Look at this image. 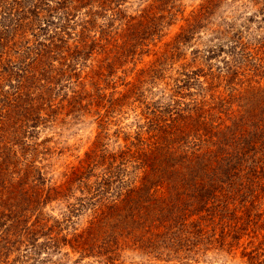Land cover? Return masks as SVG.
<instances>
[{
    "label": "rangeland",
    "instance_id": "1",
    "mask_svg": "<svg viewBox=\"0 0 264 264\" xmlns=\"http://www.w3.org/2000/svg\"><path fill=\"white\" fill-rule=\"evenodd\" d=\"M101 1L53 12L70 14L60 48L34 14L0 30V132H20L0 167V264L32 262L3 238L11 220L39 218L37 243L72 238L113 202L97 241L118 236L107 254L61 243L34 263L264 264V173L249 168H264V0ZM219 156L235 168L225 176ZM177 169L221 189L199 211L182 194L198 224L187 240L144 248L122 215L161 200Z\"/></svg>",
    "mask_w": 264,
    "mask_h": 264
},
{
    "label": "trees",
    "instance_id": "2",
    "mask_svg": "<svg viewBox=\"0 0 264 264\" xmlns=\"http://www.w3.org/2000/svg\"><path fill=\"white\" fill-rule=\"evenodd\" d=\"M88 1L90 0H0V22H4L2 26H0V30L4 29V33L8 27L12 26V23L14 27H20L22 26V24L26 25L27 22H24L23 20L26 19L29 14H34L33 20L30 19L29 23L36 21L37 19L43 22L42 20L44 19L45 25L42 26L44 27V31L49 34L50 39V44H47L46 46L48 48L53 46L54 49L60 48L62 46L61 43L63 42L65 35L70 34V31L68 30L70 25L68 24V21H66L67 19H69L70 14L68 11H63L59 13V15L62 16L57 17L56 20H54L55 17L53 16V12L56 9H66L72 3H74L72 5V8L75 9L77 7H80V5L87 3ZM112 1L113 0H102L101 2L107 4ZM39 6H43L42 12H44L45 10L42 17L39 16V12L35 14ZM58 20L59 22L61 21V23H58ZM38 22L41 23L40 21ZM48 27H51V29L48 30ZM3 38L4 36H0V46L2 45L1 41L3 40ZM57 41L58 44L55 43ZM52 43L55 45H53ZM50 51L52 50H45L43 55H51ZM198 123L201 124V122L199 121ZM34 125L35 124H32V127ZM8 129V131H12L14 135L20 133L17 132L18 128L9 126ZM14 135L0 132V167L8 163V160H6L7 154H4V151L8 149L5 147V145L9 141V139L12 140L13 137L16 138V136ZM158 136L161 138L160 135ZM164 142L166 143L167 140H164ZM240 143L241 146H243L242 142ZM168 146L170 145L168 144L166 147ZM163 148V142L160 140H155L153 142L151 152L160 153ZM198 157V155H194L193 157L187 156L185 160L196 161ZM143 158L144 160H147L145 156ZM158 159L159 158H156V160H154L153 158L148 159L150 168L151 165L157 162ZM230 159L231 157L228 156H219L216 160L218 164L227 166L226 169L223 170V176L226 175L228 170L232 171L235 169L232 167ZM258 161L259 159L251 160L249 168L253 172L252 174H255L257 168L258 171L264 173V168L261 165H257ZM175 172H178L179 175L176 176L173 182L171 180L167 184V187H165V195L161 198V200L155 202L150 201L149 203L141 205L138 208H136V206L132 208V212L122 215L121 221L124 224L130 225L129 232L134 229L137 230L135 233V238H137L136 240L139 241L140 245L144 248L152 246L155 247L158 242H167L168 245H176L175 247H177L181 241L187 240L185 234L190 233L188 231V228H197L198 224L187 222L191 213L187 214V212L185 211L186 204H183L184 200L182 199V194H186L187 196H189L191 198V203H193V206L196 207V211H199L201 209H206V204L208 203L209 199H212L214 195L216 196V189L218 187L220 188L219 184L216 183V179L214 178L208 179V182L197 181L196 175L192 176L187 173H180L178 169ZM222 177H219V179L222 180ZM240 178L241 177H239L238 180ZM229 186L230 188H232L233 182H231ZM52 190L54 189L48 188L44 191L42 190V194L44 195L43 199L46 200L51 198L50 192ZM218 190L219 189H217V191ZM123 202L125 203V201H120V204ZM118 206L120 205L116 204L115 202L109 204L104 209L105 212H103V217L97 218V220L92 221L90 225L87 226L86 229L82 232L74 233L72 238H67L65 235L60 237L59 239H57V237L46 236L47 239L45 241L37 243V235H39L37 234L39 232L38 224L40 223L39 218L37 221L31 222V224L29 225L27 224L29 219L27 217L18 218V220H11V230L9 226V228L4 231L3 238L9 245L21 244L25 242V257L29 260H32L30 264H41L34 263L38 261L37 258H39L40 251H46L48 249H52V252L58 251L61 243L69 244L72 248L81 247L82 252L86 251L87 253H92L93 251H97V253H99L100 251H104L103 254H107L109 251V246L113 244L117 245L118 236L108 235L107 233V235L101 239L100 244L97 243L98 236L101 232V227L106 224V215L111 218L112 213L118 210ZM158 207L159 209L157 210L156 214H153V211H155ZM0 217L7 218L9 217V215L7 213H3L2 211L0 212ZM153 221H157L156 225L154 226H152ZM1 225L2 223L0 222V227H2ZM151 228H162L164 231L159 234H152L150 232ZM139 229L142 231H140ZM196 232H200V229H196ZM165 246L163 247L165 248Z\"/></svg>",
    "mask_w": 264,
    "mask_h": 264
}]
</instances>
